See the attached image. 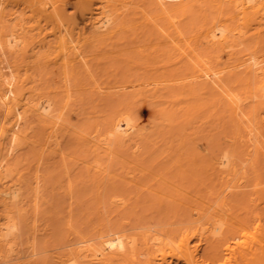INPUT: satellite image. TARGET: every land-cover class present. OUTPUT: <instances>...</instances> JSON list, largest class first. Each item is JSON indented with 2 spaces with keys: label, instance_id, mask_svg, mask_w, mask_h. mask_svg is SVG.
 <instances>
[{
  "label": "rangeland",
  "instance_id": "obj_1",
  "mask_svg": "<svg viewBox=\"0 0 264 264\" xmlns=\"http://www.w3.org/2000/svg\"><path fill=\"white\" fill-rule=\"evenodd\" d=\"M38 1L0 0V12L13 13L16 19L9 24L17 23L19 31L22 30L18 50L7 54L9 67L2 74L5 78L0 77L3 86L7 76L13 75L11 93L22 98L11 114L25 117L20 129L29 141H40L36 139L42 137L44 123L29 111L25 105L27 99L32 101L31 105L51 100L55 115L62 116L56 130L58 154L43 158L38 168L40 182L36 194L26 192L24 201L17 205L19 221L24 225H20L22 235L17 238L16 257L22 258L14 259V264H58V257L76 248L78 237L89 234L93 237L92 233L105 232L111 227H121L123 234L130 231L125 233L129 238L132 235L141 238V234L156 228L176 233L179 225L187 224L188 211L172 201L173 198H203L211 194L208 198L212 202L221 200L216 195L223 181L201 169L202 159L209 152L228 151L234 157L235 173L232 172L226 183L240 185L230 191V197L226 196L230 198V205L235 204L233 212L246 215L253 209L256 201L250 198L255 199L264 186V153L252 147L246 156L244 147L229 141L232 129L226 105L207 87L199 84L159 87L154 83L179 78L187 72L185 60L162 45L163 37L160 38L170 28L158 19V11H169L173 0H123L124 7H111L123 29L107 41L81 44L82 47L79 44L77 50H71V43L66 41L63 60L54 58L59 50L56 27L53 22L39 20L35 9ZM42 1L56 2L61 7L60 21L66 29L76 32L85 25L81 5L97 14L104 0ZM184 16L178 13L174 20L180 21L182 33H188L186 23L190 18ZM200 48L197 46L194 52L197 59L206 55ZM77 51L84 56L85 65L74 55ZM121 83L127 86L123 93L99 95V88ZM133 92L135 95L129 96ZM245 108L248 110V105ZM116 110L130 116L144 137L137 142L135 152L132 141L115 143L110 161H102L108 172L99 174L93 166V157H87L89 144L81 138L93 136L97 130L103 132L105 122ZM22 146L16 153L19 157L25 156L27 149L29 154L32 150L26 144ZM29 154L22 158L16 156V160L26 162ZM104 174L105 184L98 186ZM257 182L261 185L255 186ZM171 195L176 197L167 199ZM181 220L185 222H178ZM194 240L191 246L199 244ZM26 247L34 249L32 261L24 257L30 253ZM168 262L184 264L171 258ZM119 263L127 262L120 260L113 264Z\"/></svg>",
  "mask_w": 264,
  "mask_h": 264
},
{
  "label": "bare ground",
  "instance_id": "obj_2",
  "mask_svg": "<svg viewBox=\"0 0 264 264\" xmlns=\"http://www.w3.org/2000/svg\"><path fill=\"white\" fill-rule=\"evenodd\" d=\"M55 3L39 0L35 6L39 20L53 22L56 27L59 52L57 51L54 58L61 57L62 60L65 58L66 41L71 43L69 46L71 50H77L79 44L81 46V44L107 41L123 29L111 10V7H124L123 0L102 1L100 12L97 14L82 4L85 25L78 28L76 32L74 29L69 30L64 27L65 24L60 21L59 8L61 7ZM163 7L165 9V6ZM161 10L162 12L158 11V19L163 20L170 28L166 32L163 29L165 34L160 36V38L163 37L162 45L177 52L188 67L186 66L187 72L179 78L164 79L154 83L159 87L179 84H189V87L199 84L207 87L226 105L232 129L229 141L244 147L246 156L250 153L249 148L252 147L264 153V0H173L169 11ZM178 13L181 16L185 15L187 19L190 18L189 23H186L188 33H182L180 21L174 20ZM14 19L16 18L13 17V13L3 15L0 12V77L4 76L3 79L5 75L2 76V74L9 67L8 53L18 50L22 38L20 35L22 30L19 31L17 23L9 24ZM197 46L206 51V55L199 59L195 57L196 53L194 55ZM77 52L74 55L79 58L82 65H85L84 56L81 52ZM8 76L3 86L0 85V264L13 263L14 259L22 258L16 257L19 245L17 238L20 234L22 235L20 226L22 223L19 221L17 205L24 201L22 197L26 192L32 191L36 194L40 182L38 168L43 158L58 154L60 149L57 147L59 144L56 139L58 138L56 130L59 118L62 119L60 114L55 115V106L51 100L45 99L31 105L32 101L27 99L25 105L29 111L44 123L42 137L36 139L40 141L27 140L20 129L25 117L23 115L14 117V114H11L14 105L22 98L11 93L10 77L13 75ZM130 86L133 87V85ZM238 87L241 88L240 91L237 90ZM126 88L127 86L122 84L99 88L98 92L99 95L119 94ZM132 95H135V92L129 94L131 97ZM246 105L248 110L245 108ZM132 120L126 113L124 115L122 110H116L105 122L103 132L97 130L94 131L93 136L81 138L89 144L86 154L87 157H93L91 161L99 174L107 171L102 166V161H110L109 156L114 153L115 143L132 141L131 146L134 152L138 149L137 142L144 137V134L141 129H136ZM152 133L153 131L151 135ZM23 144L32 149L30 154L27 149L26 153L30 156L25 158L26 162H21L22 159L16 160V156L19 155L16 153H19V148L23 147ZM227 152L219 154L209 152L204 155L202 165L201 162L199 164L205 173L208 172V175L213 176L212 178L223 181L220 183V192L216 195L221 199L220 201L212 202L209 199L211 194H208L209 198L205 196L207 193L203 198L197 195L199 197L183 200L174 199V195L168 196L167 199L172 197V201L188 211L186 216L188 222L178 221L187 224L179 225L180 228L175 230L176 233H173L174 230L169 233L162 232L163 228L161 231L156 228V230L150 229L141 236L138 235L141 238H134L133 235V238L132 236L129 238V235H125L128 231L123 234L120 232L121 227L120 229L111 227L112 230L92 233L93 237H89L90 234L87 237H78L74 244L76 248L58 257L59 261L55 258L56 262L58 264H113L124 260L127 262L125 264H169L168 258H171L182 261L184 264H264V186L261 187L258 195L254 191L257 196L254 197L255 199L250 198L256 201V204L252 205L253 209L248 212L249 215L233 212L235 204L230 205L228 194L240 185L226 184L232 172L235 173L237 166L233 155ZM105 175H101L99 181H102L98 186L105 184L103 180ZM254 185L259 186L261 183L257 182ZM113 198L112 195L111 199ZM170 220L171 218L168 221ZM165 221L167 222V218ZM34 234L35 231L32 236ZM194 239L199 244L191 246V241ZM200 244H203L204 248H200ZM30 249L28 250L30 253L24 256L27 261H32L31 258L35 255L34 249L32 248L33 251Z\"/></svg>",
  "mask_w": 264,
  "mask_h": 264
}]
</instances>
